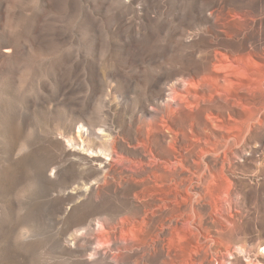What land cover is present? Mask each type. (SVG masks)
Here are the masks:
<instances>
[{
	"label": "rangeland",
	"instance_id": "374dc122",
	"mask_svg": "<svg viewBox=\"0 0 264 264\" xmlns=\"http://www.w3.org/2000/svg\"><path fill=\"white\" fill-rule=\"evenodd\" d=\"M187 84L198 100L168 116ZM175 134L199 170L194 217L181 201L171 230L135 195L173 186L130 171L169 159ZM262 255L264 0H0V264Z\"/></svg>",
	"mask_w": 264,
	"mask_h": 264
},
{
	"label": "bare ground",
	"instance_id": "6f19581e",
	"mask_svg": "<svg viewBox=\"0 0 264 264\" xmlns=\"http://www.w3.org/2000/svg\"><path fill=\"white\" fill-rule=\"evenodd\" d=\"M224 80H225V83H227L228 85L230 84V81L227 80L226 77ZM188 85L189 84H187V86H185L186 91H188V93H185L184 95H181V94L174 92L172 90L170 93L163 95L162 100L164 101L165 106L168 107V110H167L168 116L172 114V111L174 109L173 105H177L181 108H182V106H185L186 108L187 107L191 108V107H193V103H196L194 101V99H197V98H194V96H192L189 93V88H188L189 86ZM173 90H175V89H173ZM216 93H219L218 90H216ZM215 95H217V94H215ZM170 96H171V98H168ZM79 132H81V131H79ZM175 135L170 136V139L168 141V144L170 146V150L172 152L171 157L169 159L158 158L155 155V153L153 152V150L150 149L148 151V153H146L144 156L145 160L139 161V162H132L133 165H135L137 168L135 171H132L130 168L131 174L135 173V175H138L141 178L142 182L150 181L151 184L153 183V187H156L155 190H157V188H160V187H163V188L169 187V185H168L169 183L173 186L174 192L171 195V197L167 196L165 198H160L157 203L156 202H153L152 204L146 203L148 201V199H150V196H152V194H151L152 192L149 194L145 193V192H141V195H139V194L135 195L136 200H142V206L144 207V214H143L144 217H143L142 221L144 223L148 224L154 217L161 216V217L165 218L164 221L168 222V226L171 228V230L173 228H175V224H176L172 220V218H175L172 213L174 212L175 207L180 206L181 201H185L184 202L185 208L183 209L181 215L187 216L190 221H192L191 219L194 217V212H195L194 199H195L196 194H195V192L192 191L193 190V179H194L195 174H197L196 170H199V168L196 166L197 162H199V161H196L191 156L187 157L185 155V154H187V148H184L178 142V136L177 135L175 136ZM77 136L79 137V135H77ZM223 137H225V136L223 135L222 138ZM233 139H235V138H233ZM202 141H204V139H202ZM205 144H208V143H204V145ZM209 145H210V143H209ZM209 145H208V147H209ZM220 145H222V143ZM192 146H190V147H192ZM214 146H215V144H214ZM223 146H225V145H223ZM205 147H207V146H205ZM200 149H201L200 152H202L204 154L208 153V151L203 152L202 147H200ZM210 149L211 148H208V150H210ZM210 154L212 155L211 152H210ZM99 164L101 166L103 164V162H100ZM186 165L188 168L186 167ZM180 173H188L189 177L187 179H180L179 178ZM165 181H167L168 183ZM167 212L169 215H171L169 217L170 219L166 218ZM180 212H181V210H180ZM98 227L103 228V224L101 222H98ZM91 232H92L91 229H88V233L90 234ZM162 235H163V230H161L158 233V235H157L158 239L155 242H158L161 239ZM99 237L100 238L104 237L103 233H100ZM252 263L253 264H264V256L263 255L262 256H256Z\"/></svg>",
	"mask_w": 264,
	"mask_h": 264
}]
</instances>
